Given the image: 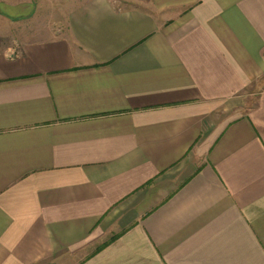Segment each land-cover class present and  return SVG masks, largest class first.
Wrapping results in <instances>:
<instances>
[{
	"label": "crops",
	"instance_id": "obj_1",
	"mask_svg": "<svg viewBox=\"0 0 264 264\" xmlns=\"http://www.w3.org/2000/svg\"><path fill=\"white\" fill-rule=\"evenodd\" d=\"M0 264H264V0H0Z\"/></svg>",
	"mask_w": 264,
	"mask_h": 264
},
{
	"label": "rangeland",
	"instance_id": "obj_2",
	"mask_svg": "<svg viewBox=\"0 0 264 264\" xmlns=\"http://www.w3.org/2000/svg\"><path fill=\"white\" fill-rule=\"evenodd\" d=\"M123 4V5H122ZM124 5H127V4H125V3H123L122 1H121V4H119V7H121V8H123V7H125ZM128 7V6H127ZM22 29H23V27H22V25L18 28V30H16V33H19V32H21L22 31ZM10 36V35H9Z\"/></svg>",
	"mask_w": 264,
	"mask_h": 264
}]
</instances>
